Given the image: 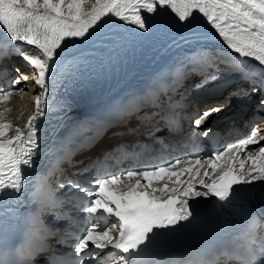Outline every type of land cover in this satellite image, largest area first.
<instances>
[{"label": "snow or ice", "instance_id": "1", "mask_svg": "<svg viewBox=\"0 0 264 264\" xmlns=\"http://www.w3.org/2000/svg\"><path fill=\"white\" fill-rule=\"evenodd\" d=\"M164 16L180 24L202 18L227 49L237 54L221 63L246 79L258 75L264 82V67L256 71L243 59L251 58L264 66V0H0V32L5 36L0 39V65L15 55L34 72L30 77L16 67L8 88L0 85V194L21 193L25 169L34 166L40 149V121L49 109L50 83L64 51L73 43L94 38L108 18L148 32L152 21ZM193 63L203 61L194 58ZM71 66L66 65L65 70ZM6 75L0 70V78ZM201 76L193 87L202 88L216 79L203 71ZM30 79L36 88L32 96L34 110L22 127L14 126L7 119L11 109L6 105L14 93L25 92ZM21 82L24 87H17ZM252 91L257 89L253 87ZM259 104L264 108V99ZM225 106L196 109L186 118L194 121L199 136L208 137L211 130L202 126ZM261 141L264 135L253 126L246 138L213 151L207 158L193 154L119 173L107 171L110 154L97 158L80 172L82 175L96 170L87 184L72 179L58 184L59 188L70 186L87 198L77 203L87 216V227L74 237L72 253L66 257L52 255L47 264H152L147 256L156 237L194 223L197 200L214 197L223 207L235 198L241 185L264 183V145L258 150L250 148ZM63 159H69V155L57 159L40 179L34 199L40 200L42 208L58 203L51 195L49 178L62 175ZM184 176L188 178L182 179ZM30 223V237L38 238V243L19 250L21 264H32L36 256L49 251L47 240L53 235L44 228L38 214ZM221 257L235 264H264V212L251 213L245 229L219 253L192 264H220Z\"/></svg>", "mask_w": 264, "mask_h": 264}, {"label": "bare ground", "instance_id": "2", "mask_svg": "<svg viewBox=\"0 0 264 264\" xmlns=\"http://www.w3.org/2000/svg\"><path fill=\"white\" fill-rule=\"evenodd\" d=\"M196 20H203L202 18L198 17ZM121 21L116 20L115 18H108L104 21V23L99 27L97 30V33L94 38L90 39L89 41H86L84 43H73L71 47L67 48L63 55L61 56L60 60L58 61V67L56 71L61 70L66 65L78 61L77 58L84 54V52L88 49H93L95 47V44L103 38L105 34L109 32L111 28L119 24ZM2 33V32H0ZM148 40H151L150 37H147ZM159 40L164 41V45L160 47L156 53L153 55L154 49L156 44H153L150 47L149 53L145 55H149V59H145L144 61H138L134 63L131 58H128L126 61V65L122 67V70L126 71L127 73L124 77L119 79L117 82L113 83L110 89H107V93L117 95L119 92L126 93L130 89L144 85L143 83H148L151 80H153L158 74H160V71H165L171 75L173 85L176 87L178 86L179 82L183 80L181 78V75L184 73L185 69L179 68L177 66L178 59L180 56L186 55L189 57H198L201 52L204 53H210V54H216L219 55L222 59H226L229 57H236L237 54L232 53L231 50L227 49V46L224 45L222 39L219 38V36L215 34H204V35H196V34H185L182 36H175L171 40H168V37L161 38ZM195 41L196 44H199L197 46H190L185 49V52L181 54H174V52L185 42L189 41ZM216 45V46H213ZM153 55V56H151ZM151 57V58H150ZM244 61L250 60L251 58H243ZM258 63L253 60V64ZM81 67H84V64L80 62ZM3 67H5L9 73L10 78H14L16 76L15 70L12 67H20L21 71L27 73L30 77L34 75V72L27 66L24 65L22 62V59H18V57L12 56L10 59H6L3 62ZM121 65L114 68L118 69ZM192 67V66H191ZM264 66H259L258 64L255 65V68L259 70V68ZM223 71L232 72V70L228 69V66H223ZM218 74H216L217 76ZM17 87H24V82H21V85H18ZM102 85H100L97 89H100ZM97 90L96 89H87L85 91L86 97H92L96 95ZM250 92L242 93L240 96L237 97L238 100H243V97L245 95H248ZM36 94V91L33 87V81L30 79L27 82V87L25 92L17 94V99L22 97V100L18 101L19 108L18 114L20 115L19 120L14 122V126H20L21 125V118H26L29 115V109L27 108V104L29 107L33 108V100L32 96ZM79 113V112H78ZM78 113L75 115H71L67 117L64 122L62 123V128H67V126H74L80 119H78ZM143 119V118H141ZM131 123H134L132 120ZM131 125V124H130ZM137 125V124H135ZM134 125V126H135ZM264 125V124H263ZM262 125V126H263ZM131 126V127H134ZM129 126H126L124 128H127ZM120 130V129H118ZM117 131V130H113ZM99 142L95 144L93 149H96L98 147ZM102 147H100L98 150H101ZM83 158L80 157L78 159V162L82 163ZM257 184V183H256ZM255 184V185H256ZM260 184V182H258ZM198 187V185H197Z\"/></svg>", "mask_w": 264, "mask_h": 264}, {"label": "rangeland", "instance_id": "3", "mask_svg": "<svg viewBox=\"0 0 264 264\" xmlns=\"http://www.w3.org/2000/svg\"><path fill=\"white\" fill-rule=\"evenodd\" d=\"M18 57V59L20 58V59H22V57H19V56H17Z\"/></svg>", "mask_w": 264, "mask_h": 264}]
</instances>
